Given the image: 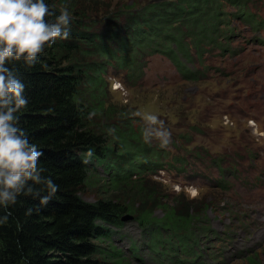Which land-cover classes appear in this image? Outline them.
I'll return each instance as SVG.
<instances>
[{
  "label": "trees",
  "instance_id": "obj_1",
  "mask_svg": "<svg viewBox=\"0 0 264 264\" xmlns=\"http://www.w3.org/2000/svg\"><path fill=\"white\" fill-rule=\"evenodd\" d=\"M89 1L45 0L50 21L67 6L69 38L46 47L31 66L23 58L5 64L25 85L22 96L28 100L16 114V126L43 152L41 179L58 190L41 205L47 188L28 181L14 204L0 205V264H131L113 239L124 227V215L151 234L153 257L169 256L171 264H198L203 258L219 263L202 247L211 229L204 225L206 208L163 201L150 192L146 175L132 177L142 164L160 160L161 146L150 149L145 131L113 100L106 76L116 64L132 69L137 49L150 37L197 40L206 25L220 24L224 4L126 0L92 9ZM89 149L93 155L86 158ZM88 186H99L103 194L84 199ZM29 187L38 194L28 193ZM162 244L169 251H154ZM246 263L264 264L257 254Z\"/></svg>",
  "mask_w": 264,
  "mask_h": 264
},
{
  "label": "rangeland",
  "instance_id": "obj_2",
  "mask_svg": "<svg viewBox=\"0 0 264 264\" xmlns=\"http://www.w3.org/2000/svg\"><path fill=\"white\" fill-rule=\"evenodd\" d=\"M116 1L124 2L126 0H90L89 5L93 9L95 6H101L105 3L114 4ZM115 66L119 69L117 64ZM128 72L132 73V70L128 69ZM106 77L113 100L124 106L131 113L135 125L145 131L150 149L161 146V139L155 136V131L158 129L170 133L166 137L169 142L165 147L173 142L192 150L195 140L193 138L195 123L203 125L209 130L212 128L207 124V118L202 109L203 106L207 105V102L198 93V88L206 83H180L156 87L134 85L121 82L110 68ZM149 115L157 116L158 121H163V123H150L146 119ZM241 122H244V120H241ZM215 138L217 139V137ZM216 139L209 138L205 143L209 147H214L218 144ZM98 171L100 177H105V173L100 167H98ZM138 176L140 175L132 173L133 178ZM145 177L147 187L154 196L163 199V201L176 202L187 206L200 205L201 208H206L207 222L204 224L205 226L230 233V238L228 237L225 242L228 251L224 253L225 258L229 261L228 264H247L246 259L242 257L243 253L248 255L252 252L251 255L257 254L258 258L264 263V212L245 216L242 221H234L230 214L217 210L215 200L219 194L217 192L184 190L176 193L169 184L152 176ZM246 191L247 189L240 182L236 183L238 195L243 196ZM261 191L264 193V185ZM102 194V188L99 186H88L82 196L84 199L91 201ZM225 198L226 196H224ZM253 205H264V196L255 199L252 204H243L246 208ZM156 214L160 216L161 212L157 209ZM124 223V227L114 235L113 239L114 244L123 251L124 256L131 264H169V261L155 260L150 257L149 251H152L148 245V239L152 237L150 233L143 232L133 219L124 221ZM162 237L163 240H166L169 236L163 235ZM201 237L197 240L200 241ZM154 251H169V248L167 244L158 245Z\"/></svg>",
  "mask_w": 264,
  "mask_h": 264
},
{
  "label": "clouds",
  "instance_id": "obj_3",
  "mask_svg": "<svg viewBox=\"0 0 264 264\" xmlns=\"http://www.w3.org/2000/svg\"><path fill=\"white\" fill-rule=\"evenodd\" d=\"M52 15L45 0H0V205L14 204L28 181L47 188L48 195L41 199V205L58 190L51 180L41 179L44 169L38 165L43 152L30 144L23 129L16 126V114L27 107L28 100L22 96L25 85L5 67L8 60L21 58L31 66L46 47L57 39L69 38L72 17L67 6L60 9L54 21L48 19ZM146 119L152 124L163 123L155 115ZM169 135L162 129L155 131L161 147L168 144ZM92 155L91 149L85 153L86 158ZM27 192L38 194L39 190L29 187Z\"/></svg>",
  "mask_w": 264,
  "mask_h": 264
},
{
  "label": "water",
  "instance_id": "obj_4",
  "mask_svg": "<svg viewBox=\"0 0 264 264\" xmlns=\"http://www.w3.org/2000/svg\"><path fill=\"white\" fill-rule=\"evenodd\" d=\"M130 219H133L132 215H124V216L122 217V220H123V221H127V220H130Z\"/></svg>",
  "mask_w": 264,
  "mask_h": 264
}]
</instances>
